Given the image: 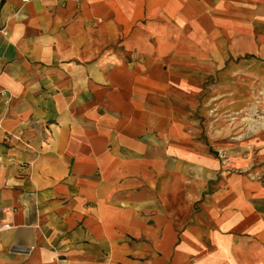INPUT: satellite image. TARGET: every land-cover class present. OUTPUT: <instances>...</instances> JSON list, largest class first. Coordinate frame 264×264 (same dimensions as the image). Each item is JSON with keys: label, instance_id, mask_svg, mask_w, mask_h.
I'll use <instances>...</instances> for the list:
<instances>
[{"label": "crops", "instance_id": "obj_1", "mask_svg": "<svg viewBox=\"0 0 264 264\" xmlns=\"http://www.w3.org/2000/svg\"><path fill=\"white\" fill-rule=\"evenodd\" d=\"M244 53L264 0H0V264H264V138L224 184L167 93Z\"/></svg>", "mask_w": 264, "mask_h": 264}, {"label": "rangeland", "instance_id": "obj_2", "mask_svg": "<svg viewBox=\"0 0 264 264\" xmlns=\"http://www.w3.org/2000/svg\"><path fill=\"white\" fill-rule=\"evenodd\" d=\"M118 42L106 48L111 53L117 48L126 50ZM201 60L206 62L192 61L191 70L181 72L182 80L171 84L175 90L167 92L170 107L181 115L179 124L190 143H201L219 161L217 177L224 184L240 175L261 180L258 151L249 144L264 138V62L247 53L221 61ZM248 145L250 152L243 151ZM239 157H251L250 166L243 168L236 162Z\"/></svg>", "mask_w": 264, "mask_h": 264}, {"label": "built area", "instance_id": "obj_3", "mask_svg": "<svg viewBox=\"0 0 264 264\" xmlns=\"http://www.w3.org/2000/svg\"><path fill=\"white\" fill-rule=\"evenodd\" d=\"M2 95V91H0V96Z\"/></svg>", "mask_w": 264, "mask_h": 264}]
</instances>
